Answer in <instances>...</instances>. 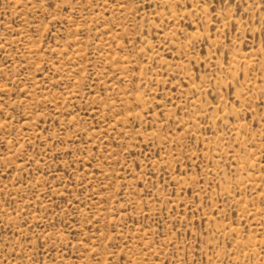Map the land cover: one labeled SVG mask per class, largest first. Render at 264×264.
<instances>
[{
	"label": "rangeland",
	"instance_id": "374dc122",
	"mask_svg": "<svg viewBox=\"0 0 264 264\" xmlns=\"http://www.w3.org/2000/svg\"><path fill=\"white\" fill-rule=\"evenodd\" d=\"M0 264H264V0H0Z\"/></svg>",
	"mask_w": 264,
	"mask_h": 264
}]
</instances>
